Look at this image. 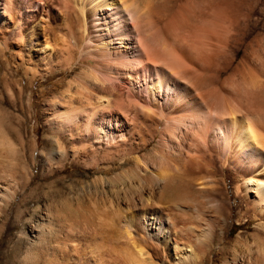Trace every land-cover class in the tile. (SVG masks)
Segmentation results:
<instances>
[{
  "label": "bare ground",
  "instance_id": "1",
  "mask_svg": "<svg viewBox=\"0 0 264 264\" xmlns=\"http://www.w3.org/2000/svg\"><path fill=\"white\" fill-rule=\"evenodd\" d=\"M6 53L9 99L67 78L43 102L50 149L28 152L42 178L92 171L66 184L91 203L59 247L74 264H201L220 243L222 264H264V0H0ZM2 166L6 206L34 174ZM234 197L255 225L230 239Z\"/></svg>",
  "mask_w": 264,
  "mask_h": 264
},
{
  "label": "rangeland",
  "instance_id": "2",
  "mask_svg": "<svg viewBox=\"0 0 264 264\" xmlns=\"http://www.w3.org/2000/svg\"><path fill=\"white\" fill-rule=\"evenodd\" d=\"M1 56L0 54V141L4 145L0 144V169L3 170L0 171V177H2L0 179V264H74V254H70L72 256L69 255L70 258H67L65 251L59 247L63 243L62 240H65L64 243L67 245H71L70 247H73L72 244L75 245L76 242L75 247L80 244L78 241L81 238V233L77 227L78 224H76L77 217L80 211L91 207V203L87 200H83V202L76 197L77 186L69 188L66 184H69V180L79 174L86 177L87 173H90L89 178H92V171L62 161L64 164L62 171L42 178L41 165L36 160H30L31 156L28 152L34 140L37 142L36 156L45 148L50 149L48 143L45 142L43 102L48 95L60 92L61 85L67 78L63 74L54 75L46 80L43 77L37 78L30 86V104L27 96L29 83L25 80L21 81L20 86L23 88L21 98L13 91V99H9L6 90L12 89L13 85L19 83L15 82L10 74H7L10 68L15 72V66L9 54L6 53L5 58ZM19 75L24 78L20 69ZM6 145L11 146L9 148L13 150L12 155L7 153ZM151 147L152 143L148 145L147 149H151ZM4 156L5 158H3ZM4 164L7 165L8 170L9 165L12 166L14 177L17 178H14L16 180L14 184L15 182L20 184L19 180L24 175L25 169H32L34 174L33 180L24 188L20 185L18 192L6 206L3 205L2 200L5 192L11 188L12 182L11 178L6 177V173H3L2 165ZM7 169L5 168V170ZM231 194H233L232 191ZM234 199L231 223L233 226L228 236L230 239L234 238L239 230L248 229L252 233L255 225V221L243 213L240 199L237 197ZM48 212L49 214H47ZM51 213L58 214V217H55L56 219L49 224L43 223V220H46V214L48 216ZM63 219H71L75 222L70 228L73 232L70 238H66L65 231L67 229ZM246 219L248 220L243 225L242 222ZM232 248V245L228 243L213 244L202 256L201 264H222L223 259L232 252Z\"/></svg>",
  "mask_w": 264,
  "mask_h": 264
}]
</instances>
